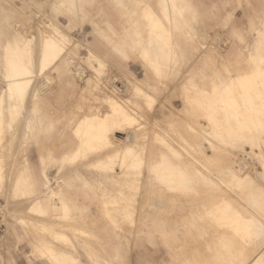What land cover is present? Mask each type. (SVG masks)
Segmentation results:
<instances>
[{"label":"rangeland","instance_id":"obj_1","mask_svg":"<svg viewBox=\"0 0 264 264\" xmlns=\"http://www.w3.org/2000/svg\"><path fill=\"white\" fill-rule=\"evenodd\" d=\"M2 91L0 264H264V0H0Z\"/></svg>","mask_w":264,"mask_h":264},{"label":"bare ground","instance_id":"obj_2","mask_svg":"<svg viewBox=\"0 0 264 264\" xmlns=\"http://www.w3.org/2000/svg\"><path fill=\"white\" fill-rule=\"evenodd\" d=\"M52 24V23H51ZM51 26H54V25H51ZM54 27H56V26H54ZM49 29V28H48ZM54 30V29H53ZM52 31V30H51ZM59 31V30H58ZM44 32V31H43ZM46 33H47V31H46ZM50 33V32H49ZM56 34H57V32H56ZM42 36V35H41ZM55 36V35H54ZM52 37V36H51ZM50 37V38H51ZM60 37V36H59ZM43 38V37H42ZM41 38V39H42ZM57 38V37H56ZM48 39V38H47ZM70 39V38H69ZM52 39H50V41H51ZM53 41H55V40H53ZM143 41V40H142ZM52 42V41H51ZM56 43V42H55ZM48 45H49V43H48ZM52 45H54V44H52ZM57 45V44H56ZM59 45V44H58ZM45 46V45H44ZM44 46H43V48H44ZM46 47H47V45H46ZM50 47H51V45H50ZM58 47V46H57ZM60 47V46H59ZM45 49V48H44ZM58 49V48H57ZM56 49V50H57ZM52 50V49H51ZM50 50V51H51ZM59 50V49H58ZM36 52V51H35ZM46 53V52H45ZM58 53H60V51L58 52ZM43 58H44V55H43ZM24 59V58H23ZM53 59H55V58H53ZM57 59V58H56ZM52 60V59H51ZM24 61V60H23ZM50 61V60H49ZM54 61V60H53ZM42 62V61H41ZM26 63V62H25ZM22 64V63H21ZM20 64V65H21ZM24 64V63H23ZM19 66V65H18ZM34 66V65H33ZM21 68V67H20ZM29 68V67H28ZM14 71V70H13ZM28 71V70H27ZM260 71V70H259ZM9 72V71H8ZM7 71L5 72L7 75V78H10V81L6 84L7 86H4L3 87V89L5 90V87L6 88H9V87H12V85H18V87H17V89L16 90H6V91H8L10 94H11V96H20V97H23V96H26V97H29V96H31V92H30V88L32 89V87L34 86H32V87H29V85H30V82H17V80L18 79H20V77H18V79L16 78L17 76H19L20 74H22L21 73V71H20V73H17L16 75L15 74H9ZM18 72H19V70H18ZM24 72H26L24 69H23V73ZM43 72V71H42ZM261 72V71H260ZM26 74V73H25ZM27 74H28V72H27ZM23 75V74H22ZM31 75V74H30ZM28 76V75H27ZM22 77V76H21ZM24 77H25V75H24ZM251 76H249V78H250ZM118 78V77H117ZM252 78V77H251ZM26 79V78H25ZM30 79V78H29ZM27 80V79H26ZM31 81V80H30ZM173 84V83H172ZM123 86V91L122 92H124L128 87L127 86H124L125 84H122ZM143 89V87L138 83V82H134V85H133V87H132V90L130 91V93H129V96H133L135 93H138V91L139 90H142ZM33 90H35V89H33ZM33 90H31L32 92H33ZM106 90V89H105ZM4 92V91H2L3 93L1 94V96L0 97H3L4 96V94H6L7 92ZM143 91V90H142ZM37 92V91H36ZM98 92V91H97ZM144 92V91H143ZM107 93V92H106ZM146 93V92H145ZM108 94V93H107ZM107 94H104L105 96L104 97H106L108 100H109V102L111 103V104H118V101L114 98V97H112L111 95H107ZM29 95V96H28ZM33 95V94H32ZM142 95V94H141ZM144 95V94H143ZM147 95V94H146ZM10 96V97H11ZM6 97V96H5ZM134 97H135V95H134ZM151 98V97H150ZM8 99V98H7ZM28 99V98H27ZM127 99V98H126ZM131 99V98H130ZM29 100H30V98H29ZM131 100H133V98L131 99ZM136 100V99H135ZM106 101V100H105ZM128 101V100H127ZM130 101V100H129ZM132 102V101H131ZM128 103V102H127ZM130 103V102H129ZM3 104V103H2ZM139 104V103H138ZM27 105V104H26ZM109 105V104H108ZM122 107H123V105H121ZM183 108V107H182ZM180 110H181V108H180ZM180 116V115H179ZM173 117V116H172ZM174 117H177V114H176V116L174 115ZM112 118V117H111ZM171 118V117H170ZM178 118H180V117H178ZM182 119V118H181ZM99 121L100 122H102L100 119H99ZM110 121V120H109ZM95 122V121H94ZM104 122V121H103ZM107 123H108V121H107ZM115 122H111V124L110 125H106L107 127H109V126H112V128H115L116 127V125L114 124ZM173 123V122H172ZM172 123H170V124H172ZM188 123V122H187ZM29 124H31V123H29V117H25V119L23 120V125L24 126H28ZM174 124V123H173ZM92 125V124H91ZM107 127H100V129L99 130H97V132H99V139L101 140V138L102 137H104V136H106V132H108L107 131ZM98 129V128H97ZM122 129V128H121ZM111 130V129H110ZM115 130H117V129H114V131ZM96 131V130H95ZM122 131H123V129H122ZM113 132V131H112ZM119 132V131H118ZM107 135H109V134H107ZM111 135V134H110ZM108 138H109V136H107ZM111 137V136H110ZM105 138V137H104ZM128 139V138H127ZM126 139V141H124V140H121V139H119V138H116V137H114L113 138V140H107V138H105V140H107L106 142H105V144H113L115 147H117L118 145L120 146V144H121V146H122V144L124 143V145L125 146H128L130 143H131V138H129L128 140ZM104 140V141H105ZM104 146V145H103ZM114 146H113V148H114ZM116 149V148H115ZM119 149V148H118ZM121 149V148H120ZM122 151V150H121ZM253 151V150H252ZM42 153V152H41ZM254 154L255 155H258V152H256L255 150H254ZM43 156V155H42ZM99 158V157H98ZM43 160V159H42ZM244 168V167H243ZM261 172V171H260ZM50 174V173H49ZM240 174V173H239ZM242 175V174H241ZM249 182H252V178L251 177H249ZM260 186V185H259ZM124 192V191H123ZM134 196V195H133ZM136 196V195H135ZM227 196V195H226ZM131 201H132V199H131ZM137 201V200H136ZM263 243V242H262ZM261 244V243H260ZM47 253L48 254H50L51 253V243H48V248H47ZM54 251V250H53ZM253 251V250H252ZM54 253V252H53ZM257 260V259H256ZM256 260H254V261H252L250 264H255V261Z\"/></svg>","mask_w":264,"mask_h":264},{"label":"crops","instance_id":"obj_3","mask_svg":"<svg viewBox=\"0 0 264 264\" xmlns=\"http://www.w3.org/2000/svg\"><path fill=\"white\" fill-rule=\"evenodd\" d=\"M172 7L174 8L175 7V4H173L172 5ZM162 11H164V9H162ZM151 40H153L152 38H150ZM19 50H21V48H18ZM159 63V62H158ZM161 65H163V62L161 63ZM134 81L135 82H140L139 80H137V79H134ZM7 84V83H6ZM140 84V83H139ZM141 85V84H140ZM142 86V85H141ZM143 87V86H142ZM24 98H26V96H23V97H18V96H11L10 98H9V103H8V106H9V109H10V111L12 112V111H14V110H18V111H20V109H21V102H20V104L18 103V104H16V101H23V99ZM4 102H5V100H2V101H0V103H3V105L2 106H0V112H1V109H3V107H4ZM11 104V105H10ZM24 116V115H23ZM25 117L26 116H24V119H25ZM23 119V120H24ZM29 123H31V119L29 118ZM118 130H116L115 132H117ZM129 138H131L130 136H129ZM122 140V139H121ZM132 140V139H131ZM132 142V141H131ZM128 147H130V144L128 145V146H124L123 147V149L124 150H126ZM123 149H121V150H123ZM77 151V150H76ZM76 151H73V155L74 154H76ZM34 160H35V158H34ZM36 161V160H35ZM43 176L45 177L46 176V174H43ZM37 202H39V204H40V201H37ZM44 204H47L46 202L44 203ZM66 205V204H65ZM34 264H46V263H43L42 261H38V260H35L34 259ZM86 262H87V260L84 258V257H81L80 258V263L81 264H86ZM25 263L26 264H28V260H25Z\"/></svg>","mask_w":264,"mask_h":264},{"label":"built area","instance_id":"obj_4","mask_svg":"<svg viewBox=\"0 0 264 264\" xmlns=\"http://www.w3.org/2000/svg\"><path fill=\"white\" fill-rule=\"evenodd\" d=\"M115 84H116V82H115ZM117 86V90L118 91H120V92H122L123 91V87L122 86H119V85H116ZM125 92V91H124ZM123 92V93H124ZM2 204H1V202H0V236L2 235V233H3V231H4V224L2 223V218H1V209H2Z\"/></svg>","mask_w":264,"mask_h":264}]
</instances>
